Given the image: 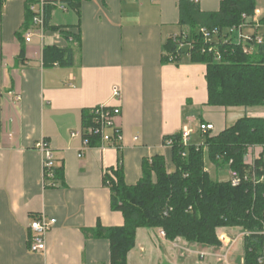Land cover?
Instances as JSON below:
<instances>
[{
	"label": "crops",
	"instance_id": "0c3cea01",
	"mask_svg": "<svg viewBox=\"0 0 264 264\" xmlns=\"http://www.w3.org/2000/svg\"><path fill=\"white\" fill-rule=\"evenodd\" d=\"M197 1L203 11L220 6V0ZM25 2L0 0V264H109L108 240L83 233L98 222L123 224L121 212L111 209L104 171L120 160L124 181L133 184L142 160L155 154H163L172 171L163 137L200 122L219 133L231 125L229 107L207 104L205 64L185 54L178 63L162 61L164 42L180 32L178 0H81L78 10L53 9L50 24L73 27L80 39L72 41V65L48 67L43 46L67 42L47 32L43 45L38 38L26 44ZM101 104L121 109L119 148L92 141L79 156L82 139L70 133L81 129L84 109ZM42 138L62 170L55 187L43 184L42 155L35 148ZM41 213L55 223L45 250L31 252L29 223ZM161 232L138 228L127 264H184L189 256L179 246H200L167 240Z\"/></svg>",
	"mask_w": 264,
	"mask_h": 264
},
{
	"label": "trees",
	"instance_id": "16d2710c",
	"mask_svg": "<svg viewBox=\"0 0 264 264\" xmlns=\"http://www.w3.org/2000/svg\"><path fill=\"white\" fill-rule=\"evenodd\" d=\"M38 0H26L25 21L22 30L30 26L32 14L29 5ZM81 0H69V5L79 9ZM45 5V30L57 32L66 40L65 46L46 44L42 48L44 66H70L74 61V42L80 39L73 27L50 24L53 11ZM256 0H220L217 11H203L198 1L178 0L180 32L163 44L162 61L178 63L183 54L193 63L206 66L207 104L222 107L264 106V53L263 46L245 54L242 47L230 40L217 42L222 60L216 61L212 51L201 52L206 43L197 34L199 27L224 30L239 25L243 15L251 16ZM264 20V19H263ZM182 35L185 37L182 39ZM188 42L191 47L183 48ZM91 123L90 109L82 112V126ZM200 144H182L180 133L165 135L163 144L171 139V160L168 171L163 154L145 157L141 177L133 184L124 181L122 165L110 167L103 173V183L109 189L112 210L121 212L123 224L83 229L85 235L104 238L109 242L110 263L127 264V254L135 243L138 228H159L167 240L183 239L202 248L219 245L217 229L240 226L250 230L261 228L264 222V181L253 185L242 182L233 186L229 179L212 177L209 164L216 170L225 166L239 175L250 173L253 167L245 160L251 146H264V119L243 116L216 134H202ZM93 142L97 141L92 139ZM256 174L264 175V148L254 161ZM57 179L62 170L57 167ZM257 239H248L244 245V264H258L260 245Z\"/></svg>",
	"mask_w": 264,
	"mask_h": 264
},
{
	"label": "built area",
	"instance_id": "2783aa9c",
	"mask_svg": "<svg viewBox=\"0 0 264 264\" xmlns=\"http://www.w3.org/2000/svg\"><path fill=\"white\" fill-rule=\"evenodd\" d=\"M154 1V0H151ZM197 1V0H194ZM50 3L54 9L61 12H67L70 9L69 0H38L37 2L29 5V11L32 14L31 24L28 28L23 29V40L24 42L30 43L34 38H38L43 45L46 37L45 30V5ZM264 14L259 9H255L251 16L243 15V21L239 25L228 27L224 30L214 28L207 29L205 27H199L197 34L205 41L210 43L207 48L202 47L201 52L206 50L212 51L215 60H222V53L218 49L217 42H231L240 45L242 51L245 54H251L257 47H264ZM247 31V32H245ZM57 34V33H56ZM177 34L172 36L174 40H177ZM185 36L182 35V39ZM70 42L74 39L70 36L68 38ZM181 47H191L188 42L181 43ZM264 53V48H263ZM114 95H118L117 91H114ZM16 100L20 97L16 96ZM91 123L87 126H82L78 131H72L71 136H79L82 139V148L79 156H82L84 150L92 146V139L97 140L99 147L103 148L107 145L119 148V142L121 140V129L116 123L117 118L121 115V109L118 106H111L107 104L97 105L90 108ZM198 130L201 134L212 132L213 124L209 122H200L197 125ZM194 132L192 126L183 125L180 130V137L182 144L189 145L188 139ZM137 137H134L136 140ZM171 139H167V147H170ZM251 146L245 154V160L250 163L253 167L250 173L239 175L235 171L230 170L231 185L237 186L242 182H250L256 185L264 181V175H258L254 169V161L259 157V154L253 152ZM35 148L40 151L42 155V173H43V184L45 186L55 187L59 184V179L56 176V159L54 151L49 146L45 139H40L35 143ZM55 219L49 218L43 213L35 216L29 223L30 239H29V250L31 252H42L45 250V235L54 225ZM164 235V232H161ZM257 239L260 245V254L257 256L258 264H264V222H261V228L258 230H250L242 228L240 226L221 227L217 229V239L219 245L209 246L202 248L200 246H189L180 245L179 248L183 254H195L196 257L201 260L206 257H214L218 262L223 264H231L230 253L235 244L241 240L242 242V256L237 264H244V245L248 239Z\"/></svg>",
	"mask_w": 264,
	"mask_h": 264
},
{
	"label": "rangeland",
	"instance_id": "374dc122",
	"mask_svg": "<svg viewBox=\"0 0 264 264\" xmlns=\"http://www.w3.org/2000/svg\"><path fill=\"white\" fill-rule=\"evenodd\" d=\"M256 8L261 11L262 14H264V0H256ZM58 11V10H57ZM60 13H66V12H60ZM247 32V31H245ZM228 113V125L232 124L233 121L238 117H243L246 114H255L259 115L264 119V106H253V107H243V106H235V107H229L227 110ZM194 132L191 134V136L188 139L189 144H200L204 141L205 136L201 134V132L198 130V127H192ZM209 172L212 177H214L215 174V168L209 164L208 166ZM219 179H228L230 177V170L227 166L222 168L220 172L218 173ZM242 242L239 240L235 246L233 247L231 253H230V262L231 264H237L242 256ZM189 256V257H188ZM188 259L184 264H223L221 262H218L214 257H206L204 259L199 260L194 254H188Z\"/></svg>",
	"mask_w": 264,
	"mask_h": 264
}]
</instances>
